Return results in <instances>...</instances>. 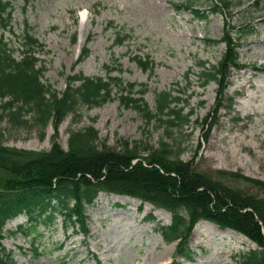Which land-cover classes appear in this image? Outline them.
<instances>
[{"label":"rangeland","instance_id":"rangeland-1","mask_svg":"<svg viewBox=\"0 0 264 264\" xmlns=\"http://www.w3.org/2000/svg\"><path fill=\"white\" fill-rule=\"evenodd\" d=\"M219 1L14 0L13 21L4 37L19 61L25 25L33 29L32 35L43 47L36 52L44 69L42 83L59 94L66 91L71 77H112L137 85L133 98H140L136 91L146 86L143 99L153 112L156 96L170 92L183 101L180 107L186 106L185 113H194L190 124L175 129L170 138L166 124L146 122L135 108L122 106L120 95L114 93L101 107L80 105L76 121L72 115L66 119L59 128L64 150H68L70 132L94 127L99 147L120 150L125 142L137 143L142 157H147V148L157 150L165 142L176 153L180 148L185 162L197 152L196 167L213 177L238 174L264 182V0H228L232 7L226 16L216 14L204 20L174 8L193 4L206 13ZM228 24L247 68L232 71L223 107L211 119L216 122L210 129L202 121L217 108L218 86L203 87L200 73L202 66L211 68L221 61L225 45H208L207 41H220ZM249 29L254 32L243 33ZM117 33L131 38L115 45ZM86 51L89 58L78 64ZM139 58L149 59L153 70L142 69ZM107 69L118 70L109 76ZM4 113L0 108V117ZM10 119L5 116L0 121V144L36 152L51 149L52 123L42 140L34 113L23 114L27 125L18 126ZM236 185L249 194L257 193L245 182ZM86 215L87 237L71 229L65 232L60 219L55 228L45 229L29 223L26 216L18 217L7 223L3 245L16 264H236L239 255L255 248L234 232L202 222L190 238L189 258L181 259L177 244H166L158 232L159 227L171 224L172 215L125 196L101 193L87 207Z\"/></svg>","mask_w":264,"mask_h":264},{"label":"trees","instance_id":"trees-1","mask_svg":"<svg viewBox=\"0 0 264 264\" xmlns=\"http://www.w3.org/2000/svg\"><path fill=\"white\" fill-rule=\"evenodd\" d=\"M13 1L0 0V101L3 103L0 108L7 113L0 121L7 116L18 126L27 125L23 114L31 112L35 115V125L42 131V140L50 123L55 132L52 147L45 152L0 144V264H16L3 245L9 221L26 216L31 224L52 229L60 219L65 232L71 229L87 237L86 209L101 193L134 198L170 213L171 224L159 227L158 232L166 244H177V256L181 259H188L191 254L189 241L195 227L209 222L255 245L239 255L236 264H264V182L238 174L220 173L218 178L213 177L196 167L197 152L191 161L185 162L179 154L181 149L176 153L165 142L157 150L147 148V157H142L137 143L132 146L125 142L120 150L99 147V133L94 127L70 132L68 150L63 149L59 128L66 119L72 115L76 121L80 118V105L90 109L101 107L112 100L114 93L120 95L117 99L122 106L135 108L146 122L158 120L166 124L170 138L175 129L182 130L190 124L194 113L193 110L185 113L186 106L180 107L183 101L170 92L156 96V112H153L143 99L146 86L136 91L140 98H133L137 85H125L112 77L107 80L83 75L71 77L62 94L44 85V69L36 54L43 47L32 35L33 29L25 25L20 38L24 51L19 61L5 40L4 33L13 21ZM231 7L230 1L220 0L213 4L212 11L205 13L194 9L193 4L174 5L177 13L188 11L198 20L216 14L226 16ZM227 29L220 41H207L208 45H225L221 61L211 68L202 66L200 73L203 87L210 83L218 86L217 108L202 121L210 129L216 122L211 119H216L223 107L232 71L247 68L240 61L241 45L230 34L229 24ZM253 32L249 29L243 33ZM130 38L117 33L114 44L123 45ZM81 55L78 64L88 59L90 52ZM138 64L144 70H153L149 59L139 58ZM117 70L106 71L110 76ZM76 83L78 87H74ZM236 182L247 183L257 193L243 191ZM19 230L27 234L22 227Z\"/></svg>","mask_w":264,"mask_h":264},{"label":"bare ground","instance_id":"bare-ground-1","mask_svg":"<svg viewBox=\"0 0 264 264\" xmlns=\"http://www.w3.org/2000/svg\"><path fill=\"white\" fill-rule=\"evenodd\" d=\"M164 264H168V263H164Z\"/></svg>","mask_w":264,"mask_h":264}]
</instances>
